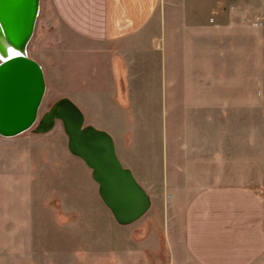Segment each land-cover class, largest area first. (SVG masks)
Here are the masks:
<instances>
[{"label":"crops","instance_id":"1","mask_svg":"<svg viewBox=\"0 0 264 264\" xmlns=\"http://www.w3.org/2000/svg\"><path fill=\"white\" fill-rule=\"evenodd\" d=\"M262 1L50 0L108 72L93 97L114 122L78 108L150 197L154 264H264V44L255 59L245 22Z\"/></svg>","mask_w":264,"mask_h":264},{"label":"rangeland","instance_id":"2","mask_svg":"<svg viewBox=\"0 0 264 264\" xmlns=\"http://www.w3.org/2000/svg\"><path fill=\"white\" fill-rule=\"evenodd\" d=\"M257 18L261 25L255 24ZM245 22L261 30L259 35H246V43L255 45L256 59L257 43L261 48L264 44V1L261 10L246 13ZM82 45L65 28L50 0H40L27 46L28 57L42 67L46 86L38 118L56 100L68 97L77 106L86 98L88 106L93 104L100 123L114 122L115 116L100 104L101 97H93L102 96L103 87L109 84L104 67L100 70L95 67V71L93 67L104 62ZM94 84L96 89L87 88ZM90 118L86 114L83 125L101 128L98 123H90ZM34 127L35 124L13 137L0 136V264L164 261V249L159 252L146 249L139 240L151 229L150 221H145L150 209L134 222L118 224L99 197L90 169L68 151L61 121L56 119L45 133H36ZM166 213L165 210V216ZM135 227L132 236L139 244L128 243L125 237L124 228Z\"/></svg>","mask_w":264,"mask_h":264},{"label":"water","instance_id":"3","mask_svg":"<svg viewBox=\"0 0 264 264\" xmlns=\"http://www.w3.org/2000/svg\"><path fill=\"white\" fill-rule=\"evenodd\" d=\"M40 0H0V52L5 46L20 50L0 60V136L13 137L34 124L36 133L49 131L60 120L68 151L90 169L99 197L118 224L139 219L151 205L147 192L118 159L111 136L83 125L84 115L69 98L56 100L38 118L45 92L41 65L24 54L36 22Z\"/></svg>","mask_w":264,"mask_h":264},{"label":"bare ground","instance_id":"4","mask_svg":"<svg viewBox=\"0 0 264 264\" xmlns=\"http://www.w3.org/2000/svg\"><path fill=\"white\" fill-rule=\"evenodd\" d=\"M39 2H40V1H39ZM27 46H28V44H26V46L24 47V51H23L25 55H27ZM5 48H6V49H5L4 53L0 52V60L5 59L6 57H11V56H13L12 53L9 52V49H12L13 51H14V49L11 48V47H9L8 45H6ZM15 52H16V53H19V52H22V51H20V50L18 49V50H16ZM27 56H28V55H27Z\"/></svg>","mask_w":264,"mask_h":264},{"label":"built area","instance_id":"5","mask_svg":"<svg viewBox=\"0 0 264 264\" xmlns=\"http://www.w3.org/2000/svg\"><path fill=\"white\" fill-rule=\"evenodd\" d=\"M255 24H256V25H261L262 22H261V20H258V19H257L256 22H255Z\"/></svg>","mask_w":264,"mask_h":264},{"label":"snow or ice","instance_id":"6","mask_svg":"<svg viewBox=\"0 0 264 264\" xmlns=\"http://www.w3.org/2000/svg\"><path fill=\"white\" fill-rule=\"evenodd\" d=\"M9 52H11L12 55H17V53L15 51H13L12 49H9Z\"/></svg>","mask_w":264,"mask_h":264}]
</instances>
